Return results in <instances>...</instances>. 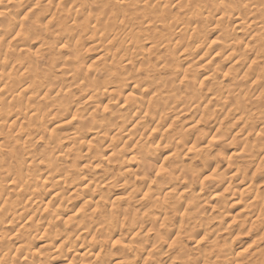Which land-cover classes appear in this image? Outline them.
<instances>
[{"label": "bare ground", "instance_id": "6f19581e", "mask_svg": "<svg viewBox=\"0 0 264 264\" xmlns=\"http://www.w3.org/2000/svg\"><path fill=\"white\" fill-rule=\"evenodd\" d=\"M39 1L42 9L34 11L31 18L24 15L15 21L1 10L12 5L0 3V264H35L36 261L40 264H132L142 249L135 237H147L157 220L156 228L164 229L168 238L172 237V245L182 233L184 237L197 235L194 221H202L209 211H218L224 218L229 212L243 217L238 228H248L258 222L264 233V187H259L260 183L264 186V0H66L64 11L59 13L56 7L60 0L54 2V10L51 9L53 0H35V4ZM173 2L185 12L181 21L169 20L167 6ZM30 7L34 9L33 5ZM70 10L80 12L82 21L71 17ZM158 10L161 14H154ZM55 15H61V31L48 32L52 38L45 39L42 33L48 31L47 26ZM187 26L192 29L191 35L179 41L178 55L175 51L169 53L168 46L156 49L152 37L146 34L148 29L165 31L170 34H162L169 37L168 45ZM207 28L209 34L223 33L222 42L205 38L203 29ZM241 36L248 40L239 54L234 55L233 46L241 41ZM15 40L20 45L25 41L30 46L37 45L35 49L43 45L55 47L56 51L50 54L48 50L43 56L30 50L22 54L11 48L19 45ZM72 40L75 42L70 49ZM78 43L84 44L83 47L78 48ZM152 52L159 56L152 58ZM57 53L58 74L37 65L38 58L52 61ZM89 53L93 55L88 63L83 57ZM231 57L241 64L222 74L231 82L219 86L218 94L212 87L203 94L202 86H208L204 81L222 69L223 64L217 62ZM246 58L253 68L245 67L239 60ZM182 61L189 64L181 67ZM205 63L210 64L208 70L197 73ZM170 69L176 70L173 85L165 83L162 76ZM75 83L85 95L80 101L72 91ZM254 83L261 90L255 95L253 105L244 108L242 98L250 97L248 90ZM136 92L139 95L135 98ZM215 97H218V111L233 115L234 125H238L234 134L222 130L221 122L209 110ZM129 101L131 115L125 119L123 112ZM81 107L92 110L81 117L77 113ZM173 109L180 114L190 111L195 117L193 123L176 131L164 127L158 138L155 136L147 145L146 134L154 133L163 115ZM256 111L259 114L251 116ZM73 120L76 124L63 132L62 137L50 138L44 143V121L62 128ZM199 125L203 127L199 129ZM16 126L18 131L9 134L6 128ZM243 130L246 135L237 140L236 135ZM251 133L257 134L255 139L259 145L249 151ZM11 134L23 138L20 147L12 143ZM31 138L49 146L50 150L33 153L25 144ZM114 138L123 141L122 147H116L117 152L112 142L105 144L107 139ZM51 143L57 146L54 155ZM215 144L225 145L224 155L217 154L220 150L215 153ZM94 145L101 154L97 159L88 156ZM165 147L170 148L173 160L168 164L152 163L154 152ZM4 148H7L5 153ZM205 150L214 151L213 160L217 164L220 159L224 166L220 168L223 177L214 180L213 188L220 187L227 173L239 180L225 194H210L206 179L199 178L193 168L191 161ZM118 152L125 159L115 158ZM216 164L213 175L218 174ZM120 167L130 173L129 178L123 179L124 170H119ZM117 178L128 182V193L138 199L139 206L133 208L122 203L116 208H102L97 195ZM255 178L259 181L253 189ZM137 181L148 182L141 189ZM70 199L90 207L82 210L79 203L73 212L65 206ZM189 206L192 209L187 216L169 229L165 223L168 213ZM156 209L158 214L154 219ZM147 216L149 221L152 218L151 223L141 224ZM11 224L14 228L7 233L4 228ZM21 228H24L22 232ZM118 234L123 238L117 239L120 251L115 256L113 241ZM107 235L115 239L105 248ZM157 241L158 238L151 245ZM181 246L176 259L184 258L186 250ZM47 249L52 258L42 255ZM214 251V261L230 254L226 245ZM256 254L258 264H264V247ZM236 260L234 264H238Z\"/></svg>", "mask_w": 264, "mask_h": 264}, {"label": "rangeland", "instance_id": "374dc122", "mask_svg": "<svg viewBox=\"0 0 264 264\" xmlns=\"http://www.w3.org/2000/svg\"><path fill=\"white\" fill-rule=\"evenodd\" d=\"M170 1H172V0H170ZM5 2L6 3L9 2V4H11L12 6L8 7V8H2L1 10H3V13L5 15H8L10 20H13V21L17 20V18L19 16H24V15H27L29 18H31L33 16L31 14L34 11L40 10V9L43 8V7H41L42 6L41 1H39V4H35V0H15L14 3H13L12 0H0V3H5ZM54 2H56V0L52 1V5H51V9L52 10H54V8H55V5H54L55 3ZM65 2H66V0H60L59 1L60 4H59L58 7H56L57 13L64 11V3ZM32 5H33L34 9H30L31 8L30 6H32ZM65 6H67V5H65ZM167 9L169 10V20L171 22L181 21L183 16H184V14H185V12L183 11L181 5H178L176 2L169 3V6H167ZM71 12H72V13H70L71 17L77 19L78 22L82 21V19L80 18V12L79 13H75L74 11H71ZM154 14L160 15L161 13L158 10V11H155ZM43 15L45 16V14H43ZM60 18H61V15L53 16V18L51 20L52 23L49 26H47L48 31L44 32L45 34L42 33L43 38H45V39L50 38L51 39L52 37H50L48 35V32H54L56 34V33H59L61 31L60 26H59ZM165 19H166V17H165ZM69 24H70V22L67 23V25H69ZM211 25L213 26V24H211ZM211 25H210L209 28H211ZM209 28H207L205 30L203 29V34H204L205 38H208L209 40L215 41V42H218V41L222 42L221 36H222L223 33H219V34L210 33L209 34V31H208ZM191 31H192V29H191L190 26L185 27L180 32V34L178 35L179 37H177L174 41H170L169 40L168 45L166 43H167L169 37H164V36H169L170 35L169 33L165 32V31H157L156 32V31H153L152 29H148L146 31V34L148 36L152 37L153 43H154L156 49H163V48L168 46L169 53L172 52V51H175L176 54L178 55L179 52H181V49L178 46L179 41H181L182 37L183 38H186V37L189 38L190 35H191ZM205 31H207V32L205 33ZM162 34H164V36H162ZM207 35L210 36V37H206ZM9 36H10V33L8 34V37ZM244 36H246V35H244ZM241 38H242V36L239 37V39H241ZM30 39L32 40V38H30ZM247 40H248L247 38L241 39L240 42H237L233 46V52H234L233 54L234 55L239 54L240 49L246 43ZM6 41L3 42V45L6 44ZM70 42H71V46H69V48L71 49L72 46L74 45L75 41L72 40ZM14 43L19 44V41L15 40ZM84 44H86V43H84ZM83 45H79V43H78L77 47L78 48H82ZM36 46L37 45L30 46V45H28V42L25 41L22 45L19 44L17 46L11 47V48L14 49V50H20L22 54H26L28 52V50H30L31 52H38L41 56H43L42 54L48 52V50H51L50 54H52L53 52L56 51L55 47H49L47 45H43V46H41L40 49H35ZM25 47H27V48L25 49ZM66 52L67 51H65L64 53H66ZM92 55H93V53H89L87 55H84V57H83L84 61L89 63L90 60H92V58H89V57H92ZM150 56L152 58H157L159 55H155V53L152 52L150 54ZM209 56L210 55L208 54L207 57H209ZM58 57H59V53L54 55V58L52 59V61L43 60V59L38 58L37 65L38 66H43V67L45 66L47 68H50L53 72H55V74H58V70L55 67V65L58 63V59H59ZM248 58L239 59V60H242L240 62L243 65L245 64V67L251 66L253 68V65H251V63H248L250 61V59L248 61ZM234 60H235V58L231 57V58H227L223 62L222 61L217 62L218 64H223L222 65V69L218 71L217 75L215 74L216 76L212 75L210 80L207 79V80L204 81V83L208 84V86H206V87L202 86L201 90H202L203 94L207 93V88L208 87H212L213 91L214 92L216 91L215 94H218L219 93V91H218L219 86H225L226 84H229L231 82L229 77H223L222 74L223 73H227L231 69L233 70L234 68H237V66L241 65L240 63H238V61L234 62ZM243 61L244 62L248 61V62L243 63ZM156 64H157V62H155V65ZM187 64H189L188 61H182L180 63V66L182 67V66L187 65ZM205 64H204V66L202 68L199 69V71L197 73H202L205 69L208 70V67H210V64L207 65L208 64L207 63L206 64L207 66H205ZM193 68L194 67H191V71L192 72L194 71ZM256 71L257 72H262L260 69H257ZM94 74L96 75L98 73H94ZM175 74H176V70H174V69H170L169 72L163 73L162 76H163L164 82L169 84V85H173L174 84L173 79L175 77ZM211 82H213V83H211ZM259 89L261 90V86L260 85L255 84V83L252 84L251 88H249V90H248L249 91L248 95L251 98L250 97L249 98L248 97H243L242 100H243V104L244 105H242V107L247 108L248 106L250 107L251 105H253V102H254L253 100L256 97L255 95H257V92H260ZM72 91H74L76 96H78L77 101H80L83 97H85V95L81 94L82 92L79 91L77 83H75L72 86ZM137 94H138V92L134 93V95H135L134 97L135 98L139 95V94L138 95ZM145 94L146 93H142V95H145ZM209 96H210V94H209ZM217 98L218 97H215V100H212L213 104L210 105V109L209 110H211V111L213 110V114L215 115L216 119L218 120L217 122H219V121L221 122L220 123L221 127L224 128L222 130H227V132H231L232 134H234L236 132L237 128H238V125H237V123L234 125L235 119H234L232 114L218 111L219 109L217 107ZM33 103H34V101L30 102L29 104H33ZM81 108H79L77 110V113L81 114V117H85L86 115H88L90 113V110H92V108H85V107H81ZM130 108H131V103L129 101V104L127 105V108L123 112V116H124L125 119H128L129 118L128 116L131 115L129 113ZM258 114H259L258 112L256 114H254L252 112L251 116L256 117ZM194 118L195 117L192 115V113L190 111L182 112L180 114L178 111H176V109L169 110V113H165L163 115L162 120L160 121V123L158 124V127L156 128V131L154 133H150V131H149L146 134L147 137H146L144 142L147 145L150 144V140L152 138H154L155 136H157L159 131H160V129H162L164 127L169 126L170 131H176L177 129H179L181 127H184L186 125H189V124L193 123ZM49 122L50 121H44V126L46 127V129H43L44 130V132H43V134H44V143H45V140H47V139L55 138V137H58V136L62 137L63 132L68 130L71 126L75 125L77 121L73 120L71 123H69L67 125H64L62 128L61 127H59V128L53 127L54 124L52 125V123H49ZM202 127H203L202 125H199L198 128L200 129ZM6 129L9 130V134L14 132V131L15 132L18 131L17 130V126L15 128L11 127V128H6ZM245 131L246 130H243L240 134L236 135V139L237 140H241L246 135ZM212 134H213L212 132L208 133L207 136H211ZM251 134L252 135L249 136L248 144H247V149L249 151L254 150L255 147L257 145H259V142L257 141V139H255L257 134L256 133H251ZM10 137H12V143L17 144L19 147L21 146L23 138H17L18 136L13 137L12 134H11ZM156 138H158V136ZM108 142H112V146L116 150V152L118 151L117 148L119 149L120 147L123 146V141L119 140V138H114L111 141L107 139L105 141V144H107ZM25 144L27 145V148L31 149L32 152L34 151L33 153H37V152L38 153L39 152L40 153L41 152L44 153V151H46L48 149L50 150L49 146L44 145L42 142H37L34 138L29 139L27 141V143H25ZM51 145H52V149H53L51 154L54 155L55 152L57 151V146L54 147L53 143H51ZM262 145L264 147V143ZM6 150H7V148H4L3 152L5 153ZM217 150H220V152L217 153L218 152ZM214 151L217 154L221 153L222 155H224L223 153L225 152V145L215 144ZM214 151H206L205 150L204 152H202L201 156L194 157V159H193V161H191V163L193 165V168L196 170V173L199 176V178L206 179L205 182L208 185L207 188L210 186L208 188V191H209L210 194H212V195L216 194V193L217 194H225L228 191V189H233L235 186H237V184L239 183V180L237 179V177L236 178L230 177L229 174L227 173V174H225V177H224L225 180L222 181L220 187L216 188V189L213 188V186L215 184L214 180H218L219 181L223 177V175H222L223 173H221V169H220V168H222L223 164H222L220 159H218V161H217L218 163L217 164L213 160L214 159V155H215ZM116 154L117 155L114 154L115 158H117V156L121 157L120 156L121 152H120V154H119V152L116 153ZM169 154H170V148L169 147L168 148L165 147V148H162V149H158L153 154L154 158L152 159V163L158 165V164H160V162L162 163V161H163V163L168 164L169 161L171 162L173 160V158ZM99 155H101L100 154V150L98 149V146L94 145V147H92L91 152H90V154L88 156H91V158H93V159H97ZM125 157L126 156H122L121 157L122 160H123V158L125 159ZM6 162H8V161H6ZM214 164H216V167H217V169H215V172L218 173L217 175H215L216 173L213 175V173H214V171H213L214 170L213 169L214 168ZM119 170H121L122 172L124 170L123 179H127V178L130 177V175H129L130 173L128 171L125 172V168H121L120 167ZM215 176H217V177H215ZM212 177L216 178V179H213ZM123 179H118L117 178V180L115 179L114 182H112L110 185H108V186L106 185L105 187H103V189H101V192H100L101 195L98 194L97 198L99 199L100 203L103 204L102 208H110V207L116 208L118 206H121L122 203L126 204L124 206L130 205L132 207V205H133V208L134 207L136 208L137 206H139L138 199H135L136 197L134 198L133 197L134 195H130L128 193V190H129L130 186H129L128 182H124ZM257 181H259V180H257V178H255V181H254V184H253V189H254V187H257V184H258ZM147 182L144 183L145 186H146ZM136 184H139L140 186H138V187H141V189L144 186V184L139 183L138 181L136 182ZM259 185H260L259 186L260 188L264 187L262 183H260ZM38 187L42 188L41 184H38ZM134 188H132V189H134ZM95 193L97 194V191ZM127 198H130V199H127ZM173 198L174 197H171L172 200H173ZM106 199H108V200H106ZM111 199H113V202L111 201ZM131 199H133V201ZM171 199L169 198L166 201L167 202L166 204L168 206H169L168 203H169V201ZM135 200H137V201H135ZM79 203H78L77 200L75 201V199L74 200L70 199V200L67 201L65 206H67V209L71 208V210H73V212H74L76 210V208H78V206H80L81 203L80 204ZM104 203H106V205H104ZM257 204H259V203H257ZM89 207L90 206L86 205V204H81V206H80V208L82 210H87ZM191 209H192V206H189L187 209H184L183 207H181V208H178L176 211L169 212L168 213L169 216H167V220L169 222L168 221L165 222L167 225H169V229L174 227V226H176L177 223L179 222V220L182 217L185 218L187 216L188 212ZM155 212H154L153 218H154V216H156L158 214V209H156ZM150 216H152V214H150ZM145 217H144V219H142V222L140 221V223L141 224L143 223V225H144V223L145 224L151 223L152 218L149 221L150 217L147 216V218H146L147 220L145 219ZM240 217L241 216L238 217V216H236V214H233V213L230 214V212H229V216L224 218V217H222L220 215V212H218V211H212V212L209 211L204 216L202 221L200 220V221H194L195 223L193 222L194 226L196 225L197 228L198 227L200 228V229L196 228V230H198V231H196L197 235L195 233V234H192V235H195V236L191 235V236H185L184 237L183 236L184 234L182 233L181 237L178 238L177 240H175L172 243V245H170V241L172 240V237L169 235V238H168V236L165 234V230L164 229H159L158 230L156 228V225H158V223H159V220H157L156 223H155V227L147 234L148 235L147 237H142V235L135 237V240L140 243V246H141V248L143 250L141 249L142 250L141 251L139 249L137 257L133 260L132 264H140V263L141 264H152V263L153 264L154 263L155 264L156 263L157 264H181V263L183 264V262L185 264V262L187 260H188V263L186 262V264H214V262H215V264L216 263L217 264H234V260H236V257L238 258V260H236V262H238V264H240V263L241 264H243V263L244 264L245 263L246 264H258L259 263V261L257 260L258 259V255L256 254V252L258 253L260 251V249L264 247L263 227L259 228L258 224H257L258 222H254V223H252L253 225H250V227H248L250 230H248V228H243L242 226H241V228H238V226H239L238 224L242 223L241 220L243 218V217H241V219H240ZM194 220H198V218H196ZM251 226H253V227H251ZM256 226H257V229H256ZM13 228H14L13 224H11L10 226H6L4 229H6L7 233H8ZM124 229L125 228H123L122 234L125 232ZM236 229H237V231H239V233H236L237 232ZM23 230H24V228H21V232ZM158 231H159V233H158ZM26 232L27 231H25L23 233H26ZM261 234H263V235H261ZM120 237L123 238L120 234H118L116 239H115L114 236L111 237V236L107 235V243L104 245L105 248H108L110 246V244H111V241L115 239L113 241V243L115 242V248H114V255L115 256L119 255V252H118V251H120L119 250V245H118L119 241H117V239L120 240L121 239ZM156 238H158V241H157V243L154 246H152L151 243ZM29 241H31V245H32L33 244V240L30 238ZM178 244L179 245L180 244L184 245V246H181V245L180 246L184 248V251L186 250L185 252L183 251L184 255L182 257H184V258H179L180 260L176 259V258L179 257V256H176V255H178V252H179V249H180V248H178V247H180ZM224 244L229 247L230 254L228 256H226V257L225 256L224 257L221 256L220 257L221 259L218 257V259L220 261L212 260V255H214V252H215L214 249L216 247H219V246H225ZM183 248H182V250H183ZM212 248H213V253L211 254ZM148 250H150V251L148 252ZM201 252H204V254H202ZM42 255L48 256V258H52V256H53V254L51 253V251L49 249L44 251L42 253ZM186 255H188L190 257L188 258V256H186ZM236 255H239V256H236ZM185 256H186V258H185ZM243 260H245L246 262L243 261ZM35 264H40V261H36Z\"/></svg>", "mask_w": 264, "mask_h": 264}]
</instances>
